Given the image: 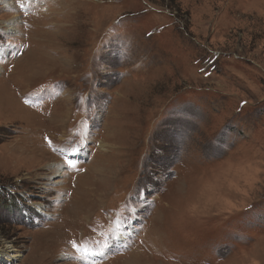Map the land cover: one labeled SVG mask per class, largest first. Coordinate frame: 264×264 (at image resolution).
<instances>
[{"label":"rangeland","instance_id":"374dc122","mask_svg":"<svg viewBox=\"0 0 264 264\" xmlns=\"http://www.w3.org/2000/svg\"><path fill=\"white\" fill-rule=\"evenodd\" d=\"M9 1L0 264H264V0Z\"/></svg>","mask_w":264,"mask_h":264},{"label":"bare ground","instance_id":"6f19581e","mask_svg":"<svg viewBox=\"0 0 264 264\" xmlns=\"http://www.w3.org/2000/svg\"><path fill=\"white\" fill-rule=\"evenodd\" d=\"M1 1V0H0ZM3 1H6V2H9V3H11V1H9V0H3ZM9 6V5H8ZM14 23V22H13ZM13 23H9V24H7L8 25V28H9V30L10 31H12V32H14V29H13ZM1 69V68H0ZM8 253H10V250H6V251H3V252H0V255H2V256H4V257H7L8 256ZM19 257V256H18ZM13 258H16V257H13Z\"/></svg>","mask_w":264,"mask_h":264},{"label":"snow or ice","instance_id":"6c2138e0","mask_svg":"<svg viewBox=\"0 0 264 264\" xmlns=\"http://www.w3.org/2000/svg\"><path fill=\"white\" fill-rule=\"evenodd\" d=\"M18 2H19V0H18ZM20 6H21V8H23L24 7V4L21 3ZM73 150L75 151L76 149H73ZM233 187H235V186L233 185ZM115 238H118V237H115ZM73 247H76L75 243H73ZM85 251H87V249H85Z\"/></svg>","mask_w":264,"mask_h":264}]
</instances>
